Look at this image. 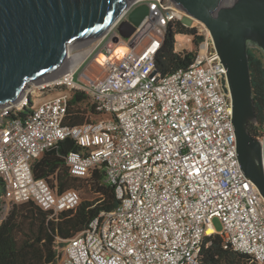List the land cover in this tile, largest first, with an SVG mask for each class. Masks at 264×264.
Listing matches in <instances>:
<instances>
[{
  "label": "built area",
  "instance_id": "built-area-1",
  "mask_svg": "<svg viewBox=\"0 0 264 264\" xmlns=\"http://www.w3.org/2000/svg\"><path fill=\"white\" fill-rule=\"evenodd\" d=\"M146 4L148 12L129 38L118 30L127 11L101 37L116 29L119 38L97 52L108 56L104 64L95 57L103 74L78 73L80 65L37 85L42 92L60 88L55 94L31 99L28 86L18 100L0 106L1 210L6 216L13 204L35 199L53 217L80 204L78 189L59 191L33 171L49 148L71 138L78 146L65 157L71 175L85 178L104 169L120 202L58 244V264H202L204 239L215 234L264 264V197L239 161L232 96L223 83L229 87L227 69L210 31L194 18L207 33L200 34L192 63L163 74L156 57L166 32L193 17L172 0ZM194 36H187L190 45ZM122 43L126 54L111 57ZM77 90L87 93L97 112L69 126L67 105ZM24 108L29 116L8 117Z\"/></svg>",
  "mask_w": 264,
  "mask_h": 264
},
{
  "label": "water",
  "instance_id": "water-1",
  "mask_svg": "<svg viewBox=\"0 0 264 264\" xmlns=\"http://www.w3.org/2000/svg\"><path fill=\"white\" fill-rule=\"evenodd\" d=\"M136 1L0 0V106L18 100L31 83L52 79L71 45L103 36L126 11L118 30L129 38L148 12L131 10ZM172 1L210 31L227 69L229 87L223 83L232 96L239 161L264 197V136L255 138L250 130L257 113L249 54L255 47L264 55V0Z\"/></svg>",
  "mask_w": 264,
  "mask_h": 264
},
{
  "label": "trees",
  "instance_id": "trees-1",
  "mask_svg": "<svg viewBox=\"0 0 264 264\" xmlns=\"http://www.w3.org/2000/svg\"><path fill=\"white\" fill-rule=\"evenodd\" d=\"M146 7L140 4L137 7ZM147 14V13H146ZM145 14V15H146ZM144 15V16H145ZM143 16V17H144ZM141 18V20L143 19ZM140 20V21H141ZM140 23V22H139ZM180 21L172 23L166 32L163 46L156 57L157 67L163 74L187 68L196 51L177 48V34H196ZM204 37L196 34V44ZM250 67L257 121L250 130L255 138L264 136V55L259 48L251 47ZM88 111L97 112V104L84 91L72 93L68 101L64 124L77 126L87 119ZM30 114L29 108L12 112L10 119H20ZM78 146L71 138L61 140L49 148L33 164L34 175L45 178L59 191L78 189L81 202L71 210L52 216L35 199L15 203L0 222V264H58L56 246L88 228L90 221L102 211L117 207L119 199L115 187L106 181L104 169H95L89 177L71 175L66 155ZM6 188L0 178V210L5 202ZM202 264H260L248 253L227 245L220 234L207 236L201 252Z\"/></svg>",
  "mask_w": 264,
  "mask_h": 264
},
{
  "label": "rangeland",
  "instance_id": "rangeland-1",
  "mask_svg": "<svg viewBox=\"0 0 264 264\" xmlns=\"http://www.w3.org/2000/svg\"><path fill=\"white\" fill-rule=\"evenodd\" d=\"M145 3H147V0L139 1L131 8V10H133L134 8L139 6L140 4H145ZM181 23L184 24V25H187L190 28L195 27L196 30H197L196 34H198V35L207 33L205 25H203L201 22H198L194 18L188 17L187 19L183 20ZM116 34H117V30L114 29V30L110 31L103 38H101L102 36H100V37H98L96 39H93V40H90V41H88V42H86L84 44H74L71 47V53L74 55V54H78V53H80L82 51L92 50L94 48V45H96L98 43V46L95 48V50L93 52L91 51L89 53V55L81 62V64H80L81 66L79 65L80 67L78 66L79 67L78 73L81 72V71H86L87 73H90L92 76L103 74V72L105 71V68L103 66H100L99 64H97V62L95 60V57H97V59H98V55L100 53L97 54V52L101 51L102 49H106L107 46L109 45V41L113 40V38H114V36ZM196 34H195V36L193 38V39H195L194 43L196 41ZM188 35L190 36L191 34H183V35L178 37L179 39H181V42H183V43H179V45H178L179 49L180 50H187V51H194V50H196V43L193 44V45H190L189 42L187 41V38H188L187 36ZM96 54H97V56H96ZM69 66H70L69 63L67 62L65 64V67L62 70L66 71ZM78 73L76 75V78H78ZM52 79H50V80H52ZM43 83L44 82H41V84H43ZM39 84L40 83H38V84L31 83L29 85V86H31L30 90H32V93L29 95L31 97V99L38 98V96H40V97L49 96L50 94H55L56 92H58L60 90V88L54 87L52 89L45 90V92H42L40 90V88L37 87V85H39ZM95 118H97V116L93 115V119H95ZM4 204L5 203H3L2 206H4ZM5 213H6L5 209L1 210V212H0V222L4 219ZM213 223L215 224V226L218 229L221 228V222H220V220L218 218H215L213 220Z\"/></svg>",
  "mask_w": 264,
  "mask_h": 264
},
{
  "label": "bare ground",
  "instance_id": "bare-ground-1",
  "mask_svg": "<svg viewBox=\"0 0 264 264\" xmlns=\"http://www.w3.org/2000/svg\"><path fill=\"white\" fill-rule=\"evenodd\" d=\"M73 45H71L70 48H69V57H68V59L66 61V63L68 62L69 65H70L67 68L66 71H70V72L74 71L81 64V62L89 55V53L92 51V50H86V51H82V52H80L78 54H74L73 55L71 53V47ZM127 50H128V46L126 44L122 43V44H120V45L115 47V50L112 53L111 57L121 58V57H123L126 54ZM107 58H108V56H106L102 52H100V54L98 55V59H99L98 61L101 62L102 64H104V62H106ZM64 67H65V65H64ZM64 67H62V69ZM62 69H61L60 72L57 73V75L55 74L52 78L58 76L63 71ZM52 80H50V81H52ZM210 232H212V229L208 231V233H210Z\"/></svg>",
  "mask_w": 264,
  "mask_h": 264
},
{
  "label": "flooded vegetation",
  "instance_id": "flooded-vegetation-1",
  "mask_svg": "<svg viewBox=\"0 0 264 264\" xmlns=\"http://www.w3.org/2000/svg\"><path fill=\"white\" fill-rule=\"evenodd\" d=\"M126 18H128V15H127V17Z\"/></svg>",
  "mask_w": 264,
  "mask_h": 264
},
{
  "label": "crops",
  "instance_id": "crops-1",
  "mask_svg": "<svg viewBox=\"0 0 264 264\" xmlns=\"http://www.w3.org/2000/svg\"><path fill=\"white\" fill-rule=\"evenodd\" d=\"M94 47H95V45H94ZM95 50V49H94Z\"/></svg>",
  "mask_w": 264,
  "mask_h": 264
}]
</instances>
